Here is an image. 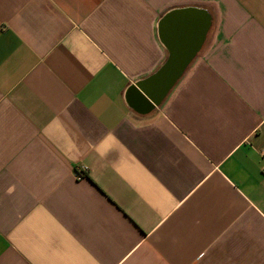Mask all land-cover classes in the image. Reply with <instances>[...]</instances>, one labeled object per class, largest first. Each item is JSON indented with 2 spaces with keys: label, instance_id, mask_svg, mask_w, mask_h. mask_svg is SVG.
<instances>
[{
  "label": "crops",
  "instance_id": "crops-1",
  "mask_svg": "<svg viewBox=\"0 0 264 264\" xmlns=\"http://www.w3.org/2000/svg\"><path fill=\"white\" fill-rule=\"evenodd\" d=\"M0 264H264V0H0Z\"/></svg>",
  "mask_w": 264,
  "mask_h": 264
},
{
  "label": "water",
  "instance_id": "water-1",
  "mask_svg": "<svg viewBox=\"0 0 264 264\" xmlns=\"http://www.w3.org/2000/svg\"><path fill=\"white\" fill-rule=\"evenodd\" d=\"M210 28L211 17L201 9H177L161 19L159 34L168 58L152 77L135 85L153 106L161 105L183 77L203 48Z\"/></svg>",
  "mask_w": 264,
  "mask_h": 264
}]
</instances>
